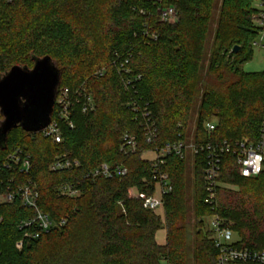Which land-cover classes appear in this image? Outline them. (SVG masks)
I'll use <instances>...</instances> for the list:
<instances>
[{
  "label": "trees",
  "instance_id": "1",
  "mask_svg": "<svg viewBox=\"0 0 264 264\" xmlns=\"http://www.w3.org/2000/svg\"><path fill=\"white\" fill-rule=\"evenodd\" d=\"M162 1L0 0V75L13 66L31 69L26 63L48 56L61 73L59 88L74 91L84 84L95 104L86 115L74 106L73 128L61 125L59 144L20 127L7 135L0 164L15 149L29 154L31 171L19 182H33L39 209L55 222H67L18 249L16 225L33 212L18 201L0 206V264H215L217 251L203 221L212 214L233 223L238 247L264 250V171L242 178L230 155L222 160L218 182L236 189L219 187L214 211L205 203L201 155L194 157L192 209L186 160L176 156L166 159L172 191L160 210H146L141 200L128 198L129 190L152 194L151 161L145 154L186 141L185 126L196 107L195 143L255 142L264 118V72L241 68L253 58L256 0H221L219 6L216 0ZM162 6L174 8V22L160 21ZM234 47H239L236 53ZM125 61L132 75H140L132 87L117 71ZM99 71L103 75L93 77ZM131 99L148 105L157 129L150 143L126 106ZM55 113L53 106L51 119ZM208 122L215 124L211 135L204 131ZM125 133L136 138L134 153L120 151ZM63 154L79 167L51 172L50 165ZM103 163L128 173L85 179ZM10 175L0 173L3 179ZM73 183L80 190L77 198L58 194L61 186ZM160 230L163 244L157 240Z\"/></svg>",
  "mask_w": 264,
  "mask_h": 264
},
{
  "label": "built area",
  "instance_id": "2",
  "mask_svg": "<svg viewBox=\"0 0 264 264\" xmlns=\"http://www.w3.org/2000/svg\"><path fill=\"white\" fill-rule=\"evenodd\" d=\"M153 4H162V0H146ZM253 25L258 30L257 37L251 42L253 50L258 49L264 53V0H256L254 3ZM160 21L165 23L174 22L176 12L172 7H160L158 9ZM127 61L117 65V71L123 76L125 86L132 87V84L140 79V75H132L126 67ZM103 75L102 71L96 72L93 77L99 78ZM79 105L81 113L86 115L94 110V99L87 92L84 84L78 89L71 91L69 88H59L55 98L54 106L56 108L55 117L51 119L50 124L44 128L41 135L52 143L62 142L61 125L73 128L71 114L74 106ZM126 106L131 110L134 120L139 123L143 129L144 136L148 143L157 137L155 123L151 120V113L147 104L139 101L130 100ZM215 130V124L208 122L204 126L206 134L211 135ZM120 151L124 154L134 153L137 149L135 136L128 133L123 134L121 138ZM192 156H203L204 159V184H205V203L214 211L217 201V189L220 186L218 178L221 172V164L225 155H230L234 159L238 174L242 178L257 177L264 167V118L259 127L258 137L255 142L242 138L234 142H199L177 141L166 143L160 148H155L150 154L151 161V179L153 181V192L151 195L142 193H133L129 190L128 198L139 199L142 201L144 209L149 211H158L163 206L164 198L172 191V185L167 172L166 159L170 156H176L185 159L186 153ZM79 167V162L69 158L67 154L59 156L49 167L51 172L70 171ZM2 171L10 173L11 177L3 179L0 177V206L9 205L18 201L20 206L33 212V216L20 220L16 228L21 232V238L16 242V248L20 249L24 241L37 239L42 234L51 230H58L66 225L67 219L53 221L47 214L43 213L38 207L39 192L36 185L28 181L19 182V177L28 175L31 171V156L21 149H15L11 152L5 161L0 164V173ZM127 169L116 166L110 167L108 164L91 169L85 174V179L93 181L98 177L110 179L113 177L123 178L127 175ZM61 197L77 198L80 190L76 184H66L58 189ZM207 219V221H206ZM204 221V229L209 236L214 248L217 251L215 264H264V250H252L240 248L234 241L237 234L232 229V225L212 214ZM0 215V223L2 222ZM206 221V223H205Z\"/></svg>",
  "mask_w": 264,
  "mask_h": 264
},
{
  "label": "water",
  "instance_id": "3",
  "mask_svg": "<svg viewBox=\"0 0 264 264\" xmlns=\"http://www.w3.org/2000/svg\"><path fill=\"white\" fill-rule=\"evenodd\" d=\"M60 75L48 56L35 59L31 69L13 66L0 75V148L13 129L38 133L50 124Z\"/></svg>",
  "mask_w": 264,
  "mask_h": 264
},
{
  "label": "rangeland",
  "instance_id": "4",
  "mask_svg": "<svg viewBox=\"0 0 264 264\" xmlns=\"http://www.w3.org/2000/svg\"><path fill=\"white\" fill-rule=\"evenodd\" d=\"M216 2L219 6L221 0H216ZM214 14H215V17L217 18L218 17V10L215 11ZM109 24H110V22L106 23V25H109ZM263 60H264L263 51L255 49V50H253L252 60L250 62H248L247 64L243 65L241 68L245 72H264V61ZM26 65H28L31 68L33 66V63L28 62V63H26ZM205 65L207 66V62L205 63ZM197 118H198V114H197V107H196V109L194 111H191L190 116L187 120V124L185 126L184 133H185V137L187 138L186 142L196 140V138L198 137V134L196 133L197 132L196 131ZM213 122H214V120H213ZM194 157L195 156H192L190 153H188V152L186 153L185 167H186V174H187V179H188V184H189L188 191H187V198H189V199L192 197V193H193L194 185H195L194 181H196V179H195V172H196L195 163H196V161H195ZM262 171H264V167H263ZM219 187L224 188V189H231V190L236 189V188H234L232 186H228L224 183L220 184ZM188 207H189V209H192V200L191 199L188 202ZM190 215L192 216V213H190ZM210 216L205 217L204 220ZM206 221H207V219H206ZM206 221H205V223H206ZM228 223L233 226L232 222L228 221ZM164 237H165L164 230H160L157 234V240L159 242H163ZM192 238H193V236H192ZM234 241L236 242V245H238V243L240 242L238 236H234Z\"/></svg>",
  "mask_w": 264,
  "mask_h": 264
},
{
  "label": "crops",
  "instance_id": "5",
  "mask_svg": "<svg viewBox=\"0 0 264 264\" xmlns=\"http://www.w3.org/2000/svg\"><path fill=\"white\" fill-rule=\"evenodd\" d=\"M145 158L151 160V159L153 158V156H152V154L147 153V154H145ZM158 242H159V241H158ZM159 243H164V240H163V242H159Z\"/></svg>",
  "mask_w": 264,
  "mask_h": 264
}]
</instances>
